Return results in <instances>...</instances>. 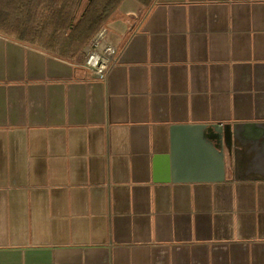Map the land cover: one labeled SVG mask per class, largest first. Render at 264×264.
I'll return each mask as SVG.
<instances>
[{
	"label": "crops",
	"instance_id": "1",
	"mask_svg": "<svg viewBox=\"0 0 264 264\" xmlns=\"http://www.w3.org/2000/svg\"><path fill=\"white\" fill-rule=\"evenodd\" d=\"M104 28V82L0 35V264H264V0H124ZM225 125L222 182L155 180L174 126Z\"/></svg>",
	"mask_w": 264,
	"mask_h": 264
},
{
	"label": "trees",
	"instance_id": "2",
	"mask_svg": "<svg viewBox=\"0 0 264 264\" xmlns=\"http://www.w3.org/2000/svg\"><path fill=\"white\" fill-rule=\"evenodd\" d=\"M123 1L0 0V35L80 64L94 34Z\"/></svg>",
	"mask_w": 264,
	"mask_h": 264
},
{
	"label": "water",
	"instance_id": "3",
	"mask_svg": "<svg viewBox=\"0 0 264 264\" xmlns=\"http://www.w3.org/2000/svg\"><path fill=\"white\" fill-rule=\"evenodd\" d=\"M188 145H185V143ZM231 136L229 126H174L171 129V147L167 156L154 159L155 180L189 183H219L224 180V151L230 154ZM187 154V156L185 155ZM189 155L193 161L189 175L179 170L180 159ZM185 156V157H182ZM168 164L172 170L168 178ZM165 178H162V177Z\"/></svg>",
	"mask_w": 264,
	"mask_h": 264
},
{
	"label": "built area",
	"instance_id": "4",
	"mask_svg": "<svg viewBox=\"0 0 264 264\" xmlns=\"http://www.w3.org/2000/svg\"><path fill=\"white\" fill-rule=\"evenodd\" d=\"M117 60L116 50L107 41L106 29L102 27L94 34L85 49L83 67L97 80L104 82Z\"/></svg>",
	"mask_w": 264,
	"mask_h": 264
},
{
	"label": "rangeland",
	"instance_id": "5",
	"mask_svg": "<svg viewBox=\"0 0 264 264\" xmlns=\"http://www.w3.org/2000/svg\"><path fill=\"white\" fill-rule=\"evenodd\" d=\"M89 43H90V42H89ZM88 45H89V44H88ZM88 45H87V46H88ZM84 56H85V53H84Z\"/></svg>",
	"mask_w": 264,
	"mask_h": 264
}]
</instances>
